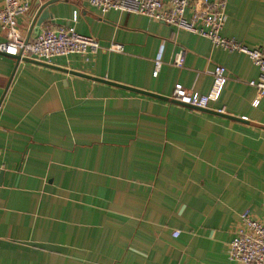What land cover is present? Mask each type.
Here are the masks:
<instances>
[{
	"label": "crops",
	"instance_id": "crops-1",
	"mask_svg": "<svg viewBox=\"0 0 264 264\" xmlns=\"http://www.w3.org/2000/svg\"><path fill=\"white\" fill-rule=\"evenodd\" d=\"M26 1L16 19L25 39L73 26L102 48L50 63L0 52V264H236L227 251L239 214L259 217L264 205L257 67L87 0H57L31 29L48 0ZM224 1L222 35L264 50V0ZM216 65L228 79L209 109L169 97L177 84L207 94Z\"/></svg>",
	"mask_w": 264,
	"mask_h": 264
},
{
	"label": "built area",
	"instance_id": "built-area-1",
	"mask_svg": "<svg viewBox=\"0 0 264 264\" xmlns=\"http://www.w3.org/2000/svg\"><path fill=\"white\" fill-rule=\"evenodd\" d=\"M0 30L5 33V40L0 43V52L22 58H29L43 63H50L55 57L79 54H96L102 46L91 36L78 33L73 26H46L39 35L26 40L19 34L16 19L28 9L26 0H1ZM88 4L100 12L109 10L144 15L150 19L174 26L205 37L214 47L245 54L258 69L256 79L249 84L256 89L255 103L264 95V50L251 48L234 37L222 35L226 22L224 0H87ZM76 20V14L73 15ZM109 50L122 51L120 44H111ZM183 53L178 52L174 65L183 66ZM160 62L156 61L153 75L156 76ZM212 86L207 94L186 89L181 84L175 85L170 98L182 105L198 109H209V103L219 98L228 77L223 66L216 65L211 72ZM179 231H174L177 236ZM227 257L236 264H264V205L259 217H254L248 210L239 214L227 251Z\"/></svg>",
	"mask_w": 264,
	"mask_h": 264
},
{
	"label": "water",
	"instance_id": "water-1",
	"mask_svg": "<svg viewBox=\"0 0 264 264\" xmlns=\"http://www.w3.org/2000/svg\"><path fill=\"white\" fill-rule=\"evenodd\" d=\"M57 0H48L46 1L45 3L41 4L38 8V10L36 11V13L34 14L33 16V20H32V27H35L36 26H40L47 18H49V14H48V8L54 3L56 2ZM46 9V10H45ZM37 35H39L41 33V29L39 28L36 32H35ZM26 40H28V36L26 38ZM2 53V52H1ZM3 54V53H2ZM15 60L18 61L19 59H23V60H28V61H34L32 59H28V58H22L20 57L18 54L14 56ZM36 62H39V61H36ZM135 91H138V92H142V91H139V90H136V89H133ZM177 102V101H176ZM178 103V102H177Z\"/></svg>",
	"mask_w": 264,
	"mask_h": 264
}]
</instances>
